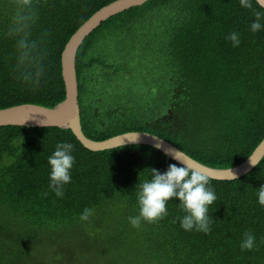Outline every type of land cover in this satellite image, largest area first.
<instances>
[{
  "label": "trees",
  "instance_id": "1",
  "mask_svg": "<svg viewBox=\"0 0 264 264\" xmlns=\"http://www.w3.org/2000/svg\"><path fill=\"white\" fill-rule=\"evenodd\" d=\"M114 1L0 0V110L63 102L67 43ZM248 2L150 0L102 24L76 57L84 134L147 132L212 168L245 162L264 139V28L250 27L264 8ZM60 142L75 156L63 196L49 188ZM173 163L151 146L93 152L70 130L0 127V264H264V158L238 179H209V232L184 230L175 198L166 216L132 227L135 186ZM245 232L253 250H241Z\"/></svg>",
  "mask_w": 264,
  "mask_h": 264
},
{
  "label": "water",
  "instance_id": "2",
  "mask_svg": "<svg viewBox=\"0 0 264 264\" xmlns=\"http://www.w3.org/2000/svg\"><path fill=\"white\" fill-rule=\"evenodd\" d=\"M150 0H117L97 11L73 35L63 51L62 70L66 89V98L55 108L33 104H23L0 110V127L21 126L30 128L55 127L70 130L77 140L93 152H103L124 146L146 145L162 152L173 161L172 151L178 149L168 141L147 132H128L105 141H94L88 138L81 124L79 105V86L76 72L77 53L84 41L109 19L135 7H141ZM264 8V0H256ZM138 139L132 141L133 136ZM187 158L190 167L207 175L213 180H235L252 171L264 158V139L253 154L242 164L231 169H216L204 165L181 151ZM255 164H253L252 162ZM234 174V178L232 177Z\"/></svg>",
  "mask_w": 264,
  "mask_h": 264
},
{
  "label": "clouds",
  "instance_id": "3",
  "mask_svg": "<svg viewBox=\"0 0 264 264\" xmlns=\"http://www.w3.org/2000/svg\"><path fill=\"white\" fill-rule=\"evenodd\" d=\"M246 6L252 7L250 0ZM256 16L257 19L250 26L253 32L264 28V24L261 23L262 14L256 13ZM228 38L234 46L239 45L238 33L233 32ZM35 82L38 83L39 79ZM138 136H133L134 138L130 140L135 141ZM73 152L74 145L72 143L60 142L48 157L49 188L57 196H63L64 185L71 182L72 169L75 164ZM172 154L173 158L180 162L179 164H169L163 172L156 168H149V178L135 186L139 206L138 214L129 216V222L132 227L139 228L142 222L153 223L158 221L168 214L167 204L175 198L185 213L183 217L178 218L180 226L186 231L195 229L207 233L211 230L208 216L209 208L217 199L214 189L209 186V177L190 167L186 156L180 149H175ZM232 177L234 178L233 173ZM257 197L258 203L264 205V184L258 188ZM88 218L89 210L86 209L82 219L87 220ZM240 247L241 250L256 248V236L251 232H245Z\"/></svg>",
  "mask_w": 264,
  "mask_h": 264
},
{
  "label": "rangeland",
  "instance_id": "4",
  "mask_svg": "<svg viewBox=\"0 0 264 264\" xmlns=\"http://www.w3.org/2000/svg\"><path fill=\"white\" fill-rule=\"evenodd\" d=\"M38 263H39V260L38 261H33V262L29 263V264H38Z\"/></svg>",
  "mask_w": 264,
  "mask_h": 264
}]
</instances>
